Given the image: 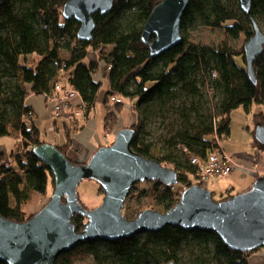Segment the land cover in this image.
I'll return each instance as SVG.
<instances>
[{
	"label": "trees",
	"instance_id": "1",
	"mask_svg": "<svg viewBox=\"0 0 264 264\" xmlns=\"http://www.w3.org/2000/svg\"><path fill=\"white\" fill-rule=\"evenodd\" d=\"M66 1L0 2V137H13L15 143L8 155L5 149L0 150V214L15 221L35 214L28 215L25 209L34 193L46 194L51 180L54 187L50 167L33 152L46 140L35 124L32 107L26 104L32 92L50 96L55 84L65 79L85 103L86 118L107 85L102 97L107 133H117L123 97L128 99L138 112L132 125L125 126L135 130L133 150L174 169L186 187L197 183L191 176H196L197 168L190 156L206 158L221 146V140L231 134L234 109L243 107L249 112L253 103H264V51L253 64L256 82L248 74L244 52L245 41L254 34L253 19L264 31V0H252L248 14L238 0H191L181 21L182 42L156 57H151L141 36L151 11L162 0H114L109 12L93 15L96 27L91 40H80V23L64 17ZM196 25L223 29L232 39L241 38V44L194 42L187 34ZM62 48L67 51L65 56ZM209 95L216 99L213 109ZM116 96L122 101L110 103ZM184 96L191 98L189 104ZM153 106L164 114L169 107L175 108L181 119L165 140L167 152L159 158L153 155L155 142L145 130ZM258 115L263 118L262 112ZM54 118L55 127L58 119H63L66 141L55 145L67 155L74 132L83 125L78 118ZM147 182L152 184L164 212L179 201L183 190L179 185ZM225 194L218 200L232 196ZM126 209L125 204V216ZM72 221L81 230L88 219L76 214ZM195 246L205 254L192 252L188 263L183 262L180 251ZM254 251L234 250L213 231L168 225L160 231L139 232L113 241L80 242L59 255L54 264H75L88 257L97 264H250ZM0 264L8 263L0 260Z\"/></svg>",
	"mask_w": 264,
	"mask_h": 264
},
{
	"label": "water",
	"instance_id": "2",
	"mask_svg": "<svg viewBox=\"0 0 264 264\" xmlns=\"http://www.w3.org/2000/svg\"><path fill=\"white\" fill-rule=\"evenodd\" d=\"M190 1L162 0L153 8L141 36L151 57L182 42L181 21ZM238 1L248 14L252 0ZM113 3L114 0H67L63 15L80 23V40H91L96 27L93 15L106 14ZM252 24L254 34L245 41L244 52L248 74L256 82L253 64L264 51V31L256 20ZM134 136L133 128H121L113 143L99 147L87 162L71 161L50 142L35 146L36 157L50 167L54 190L49 201L25 221L0 214V260L8 264H54L59 255L80 242L113 241L139 232L160 231L168 225L213 231L230 248L241 252L264 248V175L250 189L224 200H215L209 189L193 184L182 191L179 201L168 211L149 208L127 218L123 207L135 183L160 181L171 186L179 181L174 169L133 150ZM260 136L264 138V131ZM84 179H94L104 191L102 203L92 209L79 201L78 185ZM76 214L88 219L81 230L72 221Z\"/></svg>",
	"mask_w": 264,
	"mask_h": 264
},
{
	"label": "rangeland",
	"instance_id": "3",
	"mask_svg": "<svg viewBox=\"0 0 264 264\" xmlns=\"http://www.w3.org/2000/svg\"><path fill=\"white\" fill-rule=\"evenodd\" d=\"M187 35L188 38L194 42L209 44L212 46H216L224 41L234 46H239L241 44V38L232 39L224 32L223 29L210 28L203 25H196L193 28L189 29ZM61 54L65 56L67 54V51L62 48ZM91 56H93V54H91ZM203 91L206 92V88H204ZM123 99L125 103L119 115L117 131L121 128H124L125 126L132 125L135 118L138 116L137 110L132 107L129 100L124 97ZM183 99L188 101V104L189 101H191L190 97L184 96ZM207 99H209V107L211 106L212 109L215 108L213 105L216 102V99L212 95H209ZM111 102L114 103L116 101L112 100ZM181 103L183 102H180V104ZM152 108V113L149 115V118L146 121L145 130L149 133V140L155 142L153 155L159 158L167 152V143L165 142V140L173 135L174 130L180 124L181 119L176 116L179 113H175V108L169 107L168 111L165 114L164 112L161 113L162 110L160 111L154 106ZM51 111H53L52 106ZM83 111L84 110L79 111V114L76 115L75 112H71L69 113L68 117L66 116L65 118H69L70 120L74 118L77 119L83 116ZM261 112L263 114L262 119L258 115ZM104 114H106V109L102 102V95H100L95 103L92 115L96 116L97 119L102 120ZM108 122L110 123V120H108ZM39 123L41 124L42 128V138L50 140L56 135L58 140H62V138H64L63 130H60L58 133H54L49 130V126H51L52 123L50 114L48 116L47 114L41 115ZM104 129L106 132L109 130V127H106L105 121ZM262 131H264V103H253L249 112L246 111L243 107H239L237 109H234L231 113V134L229 135V137L221 140V146L223 150L230 155L233 154V151H231L232 149H244L249 154L255 153L256 149H258L259 153L263 154L264 138H261L260 136V132L262 133ZM109 134L110 135L107 134L108 140L105 143L106 145L111 144L115 138L113 133ZM0 146V150L5 149L7 153L6 155H8V153L11 152L12 148L15 147L14 138L10 136L0 137ZM244 163L246 164V162ZM191 176L192 179L196 181V177L193 175ZM240 178L241 170L234 168L229 176L210 177L206 179L205 185L207 189L213 192L214 198L218 200L221 198L222 190H225V187L227 188L228 186L230 187L232 185L239 184ZM249 182H251V180H246L243 183L242 187L248 185ZM181 184V181L177 183V185ZM99 188V183L94 179H84L80 182V184L78 185V195L80 198V202L84 207L92 209L102 203L104 192ZM144 189L147 190L144 192ZM53 190V180H51V182L49 183L48 192H46V194L34 193L31 201L25 207L27 214L31 215L39 211L49 201L50 195L52 194ZM125 204L127 205V209L125 210L127 214L126 217L129 219L134 218L137 215L138 210L140 209L143 210L152 208L164 212L163 206L156 198L152 184L148 183L147 181L137 182L133 185ZM191 249V247H184L180 251L179 256L182 258L183 262L188 263L192 252H194V254L197 256L205 254L197 246H195L194 249ZM75 264H97V262L94 261L93 257H88L84 260H76ZM103 264L112 263L104 261Z\"/></svg>",
	"mask_w": 264,
	"mask_h": 264
},
{
	"label": "crops",
	"instance_id": "4",
	"mask_svg": "<svg viewBox=\"0 0 264 264\" xmlns=\"http://www.w3.org/2000/svg\"><path fill=\"white\" fill-rule=\"evenodd\" d=\"M107 85L103 88L100 95L103 97V92L107 91ZM99 95V96H100ZM113 104V102H110ZM26 104L31 106L34 111V119L35 124L39 127L40 130L41 124L39 123L41 115L50 114L52 123L49 126V130L58 133L60 130H64L63 119H58V123L56 127L53 125L55 118L52 116L51 105L48 101H46V97L43 94L37 95L35 93H30L26 98ZM104 105V104H103ZM95 107V106H94ZM93 107V109H94ZM105 107V106H104ZM93 109L89 113V115L84 118L81 116L78 118L79 122L83 125V128L74 132L72 141L70 146L67 148V155L69 158L75 160L76 162H85L90 159V157L94 154V152L101 146H105L106 141L108 140L107 133L104 129V118L102 120L97 119L96 116L92 115ZM262 119V117L260 116ZM47 129V128H46ZM115 136L116 132H112ZM62 140L57 139V135L54 136L49 141L54 144H63L66 141L65 134ZM42 136V131H41ZM113 136V137H114ZM44 139V138H43ZM57 142V143H56ZM264 147V146H263ZM233 151V156L238 163L235 167L241 170V178L240 183L232 186L225 187V190H222V194L229 192L231 195L240 193L242 191L247 190L251 187L252 183L259 177L264 175V162H263V154L259 153V150L256 149L255 153L249 154L244 149L239 150H231ZM237 158V159H236ZM246 162V164L244 162ZM246 180H251L248 185L242 187L243 183ZM221 194V195H222ZM226 195V194H225ZM250 264H264V248H259L255 250L249 258Z\"/></svg>",
	"mask_w": 264,
	"mask_h": 264
},
{
	"label": "built area",
	"instance_id": "5",
	"mask_svg": "<svg viewBox=\"0 0 264 264\" xmlns=\"http://www.w3.org/2000/svg\"><path fill=\"white\" fill-rule=\"evenodd\" d=\"M113 99L116 102L122 101L119 96L113 97ZM46 101L51 104L54 117H68L71 112H75L76 115L79 114V111L84 110L85 107V103L79 92L73 86L69 85L65 79L55 84L54 93L46 96ZM190 161L197 168V174L195 176V182L197 183L195 184L203 187H206V179L210 177L229 176L238 165L234 156L226 153L221 146L210 152L206 158H202L199 155H191ZM186 185L187 183L182 185L183 190L187 188ZM173 190H177L176 187H173Z\"/></svg>",
	"mask_w": 264,
	"mask_h": 264
},
{
	"label": "bare ground",
	"instance_id": "6",
	"mask_svg": "<svg viewBox=\"0 0 264 264\" xmlns=\"http://www.w3.org/2000/svg\"><path fill=\"white\" fill-rule=\"evenodd\" d=\"M179 182V181H178ZM183 185V184H182ZM182 185H179L180 186V189L182 188Z\"/></svg>",
	"mask_w": 264,
	"mask_h": 264
}]
</instances>
